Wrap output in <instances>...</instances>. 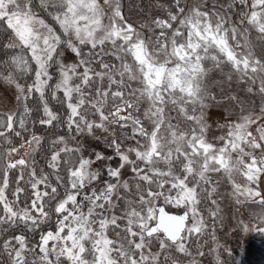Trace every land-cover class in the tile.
<instances>
[{"label": "snow or ice", "instance_id": "6c2138e0", "mask_svg": "<svg viewBox=\"0 0 264 264\" xmlns=\"http://www.w3.org/2000/svg\"><path fill=\"white\" fill-rule=\"evenodd\" d=\"M0 27L8 40L0 47L9 50L0 58V82L14 86L22 104V111L0 113V141L10 145L12 136L29 131L32 109L25 101L34 94L42 105L39 124L63 120L47 102L51 89L53 99L62 93L68 130L108 133L120 161L105 166L110 179L101 180L92 165L112 157L85 158L63 136L51 142L49 172L38 171L34 158L10 159L16 147L0 149V231L23 225L34 232L55 217L38 243L30 244L26 232L5 238L6 264H182L188 258L197 264L208 227L202 206L217 216L215 174L231 184L237 203L256 206L253 230L264 234V48L256 51L264 41V0H172L163 18L139 30L125 18L122 0H0ZM65 47L77 63L62 62ZM33 72L32 83L19 82ZM213 73L222 74L220 99L212 92ZM234 84L244 86V98ZM256 95L259 114L254 101L245 107ZM223 104L240 114L219 125L224 131L214 144L206 111ZM128 141L134 144L122 147ZM26 143L34 153L42 138L33 134ZM128 166L131 180L122 178ZM15 169L20 175L10 200ZM25 176L31 192L21 201ZM167 205L183 214H170ZM215 264H223L219 255Z\"/></svg>", "mask_w": 264, "mask_h": 264}, {"label": "rangeland", "instance_id": "374dc122", "mask_svg": "<svg viewBox=\"0 0 264 264\" xmlns=\"http://www.w3.org/2000/svg\"><path fill=\"white\" fill-rule=\"evenodd\" d=\"M36 1L37 3L39 2V0ZM102 2L103 0H101V3ZM222 2H224V0H222ZM227 2H230V0H227ZM171 3L172 0H122V8L123 14L127 21L133 24L139 30L141 24L147 23L152 18H163L166 15V12ZM182 3H191V0H182ZM209 4H211V0H209ZM42 15H44L48 22L51 23L50 18L47 17L46 14ZM234 19L238 20V17H235ZM56 27L58 28V26ZM148 34L150 35V33ZM256 36L257 34L255 32L251 33V39H253L254 41L256 40ZM6 43H8L7 39ZM258 43L259 47L256 51L257 55H260V49L264 48V41H259ZM60 51L62 53L60 59L63 63L73 64L78 62V58L75 56V54L72 53L66 47L62 48ZM85 51H87V49H85ZM50 73L54 77V79L50 81V84L54 85L56 80L58 79V66L53 65L50 68ZM221 75L222 74L220 73L211 74V79L213 81L212 92L217 96V99H220L221 88L217 86V83L221 81ZM26 85L27 84H25V86ZM242 87L244 86L234 84L233 92L239 93L241 98H244L245 94L241 91ZM227 88L228 86L224 85V89L227 90ZM60 94L62 96V93ZM16 95L17 91L14 86H10L5 83L3 85H0V111H15L14 108L17 102ZM58 95L59 93H57V97L55 99L52 98V101H57ZM37 96L38 94L33 95V97L35 98ZM253 101V110L256 114H259V105L261 102L259 95H256L255 97L251 98L248 103H246L245 107L251 106ZM47 102L49 104L48 98ZM64 107H66L65 104ZM239 114V109L233 111L229 108L227 104H223L219 107H209V109L206 111V118L209 123V131L207 133V139L209 140V142H212L214 144L218 143L216 138L219 135L223 134L224 131L219 127V125L224 124L229 120H236ZM260 123H264V121H260ZM64 127L66 128L65 133H61L60 135L52 137V141L59 136H63L65 137L70 147H80V154H82L85 158H90L92 160H95V153L97 152L103 154L105 157H112L111 160L105 159L103 161H96L92 165L94 170L100 171L101 180L110 179L105 174V166L111 165L112 167H118L120 163L119 158L115 155L114 150L109 147V143L112 137H110L108 133H105L99 129L95 130L94 134L92 135H88L86 132L77 135L74 129L72 131L68 130L66 120ZM254 127L255 126H253V131ZM117 134L119 135V130L117 131ZM128 134H130V130L125 133V135ZM73 137H75V139H73ZM128 144H134V141H128L127 143L123 144L122 147H127ZM12 147H16L18 151L14 153L10 157V159L15 160L24 158L26 160H29V162L33 160L36 151L32 153V146H27L26 142L21 141L17 145H13ZM26 152L30 154L26 155ZM121 171L123 179L131 180L133 178V174L130 171V166L126 167L125 169H122ZM15 173H17V176H19L20 169H17ZM17 176H14V178L11 179L10 184H14L16 186L15 181ZM27 179L28 177L25 176L24 181H27ZM214 179L219 181V183L216 185V192L213 194V199L217 201V205H212L211 208L212 210L217 211V216L215 218H212L208 214L207 206H202L204 208V215L208 227L206 229V234L201 237L200 241V244L202 246L201 250L205 253V255L203 257H200L198 255L195 256L197 264H215L216 255H219L223 264H225V258L220 255V252H227L231 257H229L230 259L228 260L233 261L232 264H264V234L258 233L253 230L252 220L249 218V216H245L243 214V206L242 204L236 202L237 197L233 195L232 186L230 183H228L227 179L220 174H215ZM235 179L238 183H245L244 179L238 175L235 177ZM24 181L21 182L25 183ZM20 186L25 188V186L22 184ZM96 186L98 187L99 184H97ZM259 188L262 195H264V176H262L260 179ZM28 191L27 194L31 192L30 187ZM239 199L243 200L244 197H239ZM160 203L163 204V201H161ZM165 209L169 213L177 215L183 213L184 211V209L182 208H175L171 205L165 206ZM49 223L50 224H48V226L43 229V231H47L50 228L54 229V216L52 221ZM245 225H247L246 231ZM40 233H38L35 238H32V240L29 239L30 244L38 243ZM213 236L215 237V240H213ZM193 247H195V245ZM213 249H215V251H212ZM157 250L158 248H153V251ZM189 259L191 258L185 259L182 264H189Z\"/></svg>", "mask_w": 264, "mask_h": 264}, {"label": "trees", "instance_id": "16d2710c", "mask_svg": "<svg viewBox=\"0 0 264 264\" xmlns=\"http://www.w3.org/2000/svg\"><path fill=\"white\" fill-rule=\"evenodd\" d=\"M5 43H6V38H5V34H4V29L2 27H0V45L5 44ZM8 52H9V50L0 47V58L6 59L7 58L6 54ZM32 67L34 69L35 65L33 64ZM33 79H34V72L29 73V74L24 75V76H21L19 82L25 85V84L31 83ZM0 84H4V83L0 82ZM47 98L49 100V105L53 109V111L58 113V115L63 118L62 121L54 122V126L39 124V119L42 118V116H43L41 103L39 101L38 96L36 98L32 96L27 101H25V103H27L28 106L32 109V113L29 116L28 121H27L29 131L23 132L22 137L12 136L11 137L12 143L10 145H6L3 141H0V149H4L6 147H12L13 145H17L21 141L26 142L27 140L30 139L31 135H33V134L40 136L42 138V144L36 150V152L34 154V160H35V166H36L37 170L38 171L43 170L45 172L50 171L47 168V159H48L50 152L52 150L51 144H50L52 141L51 138L56 136V135H60L61 133H65L66 128L64 127V125H65L66 111H67L66 107H64L63 98H62L60 93L58 95V100L52 101V97L50 96V89H49L48 93H47ZM14 109L16 112L22 111V104L19 101H17ZM0 113H4V112L0 111ZM27 146H28V144H27ZM15 171H17V169L10 171V176H9L10 182H11V179L14 178V176H17V173H15ZM24 182L25 183L21 182V184L24 185L25 189L28 191L30 186L27 184V181H24ZM15 187L16 186L14 184H10V188L8 190V195L10 198H13L11 196V191L14 190ZM27 191L25 193L21 194V201H24L27 199V195H28ZM60 191L63 192V187H61ZM22 206H23V204H22ZM242 206H243L242 211H243V214L245 216L246 215L251 216L250 215L251 211L256 207V206H254L251 208V205L248 203L242 204ZM51 221H49V222H51ZM49 222L47 224L41 225V227L36 229L34 232H28L27 229H25L23 227V225H19L17 228H8L7 232L0 231V243H2V241L5 238H8L9 235L11 236V234L21 233V231L26 232L27 235L31 238L36 237L35 235L37 233L43 231V229H45L48 226V224H50ZM3 227H4L3 225H0V228H3ZM31 238H29V239H31ZM4 262H7V256L3 252H0V264H3Z\"/></svg>", "mask_w": 264, "mask_h": 264}, {"label": "bare ground", "instance_id": "6f19581e", "mask_svg": "<svg viewBox=\"0 0 264 264\" xmlns=\"http://www.w3.org/2000/svg\"><path fill=\"white\" fill-rule=\"evenodd\" d=\"M36 3H37V1H36ZM38 4V3H37ZM0 85H3V84H0ZM57 136V135H56ZM259 190H260V188H259ZM9 199L11 200V199H13V198H10L9 197ZM245 204V203H244ZM251 205V208L252 207H254L255 205H252V204H250ZM166 210V209H165ZM167 211V210H166ZM168 212V211H167ZM249 218L252 220V222L254 223V221H253V219H252V217L251 216H249ZM40 233V232H39ZM38 234V233H37ZM36 234V235H37ZM35 235V236H36ZM29 237V236H28ZM29 238H31V237H29ZM32 238H35V237H32ZM32 238L30 239V240H32ZM220 255L223 257V258H225V264H232V262L233 261H231V260H228V259H230L231 257L229 256V254L226 252H220ZM230 257V258H229ZM227 262V263H226ZM3 264H6V262H4Z\"/></svg>", "mask_w": 264, "mask_h": 264}, {"label": "water", "instance_id": "95a60500", "mask_svg": "<svg viewBox=\"0 0 264 264\" xmlns=\"http://www.w3.org/2000/svg\"><path fill=\"white\" fill-rule=\"evenodd\" d=\"M170 214H173V213H170ZM181 214H183V213H181Z\"/></svg>", "mask_w": 264, "mask_h": 264}]
</instances>
